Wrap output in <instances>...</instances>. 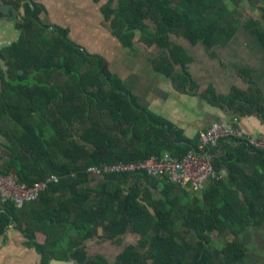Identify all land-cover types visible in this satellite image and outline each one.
<instances>
[{
	"label": "trees",
	"instance_id": "16d2710c",
	"mask_svg": "<svg viewBox=\"0 0 264 264\" xmlns=\"http://www.w3.org/2000/svg\"><path fill=\"white\" fill-rule=\"evenodd\" d=\"M10 4L17 11L12 14L21 34L3 51L9 78L0 93V135L7 139L8 156H0V171L16 173L27 185L52 174L59 181L23 207L13 202L0 205V234L12 223L21 226L28 244L41 254L38 264H50L54 258L77 264L242 260L245 248L238 236L262 212L240 196L238 177L243 170H237L235 155L228 152L223 160L212 159L217 169H228L229 178L210 186L225 190L207 207L179 195L180 188L167 177L123 173L93 181L88 166L143 160L166 151L182 157L196 141L168 120L139 108L99 55L72 41L65 28L42 21L41 5L30 0ZM100 11L122 44L133 47L138 34V41L154 45L159 51L150 57L154 67L180 82L185 80L174 68L181 62L180 48L171 34L206 45L230 36V23L222 17L223 0H107ZM260 37L264 42V30ZM239 98L243 97L233 96ZM257 114L264 122L261 109ZM223 142L228 141L219 143ZM232 144L238 151L247 150ZM160 184L163 188L156 196L153 191ZM181 218L195 233V243L177 227ZM226 229L235 239L217 246L214 234ZM38 231L45 233L44 243L37 241ZM130 232L140 236L138 244L127 246L112 260L86 251L89 239H118Z\"/></svg>",
	"mask_w": 264,
	"mask_h": 264
},
{
	"label": "crops",
	"instance_id": "0c3cea01",
	"mask_svg": "<svg viewBox=\"0 0 264 264\" xmlns=\"http://www.w3.org/2000/svg\"><path fill=\"white\" fill-rule=\"evenodd\" d=\"M10 1L14 0H0V8L10 4ZM30 1L43 7L42 21L65 28L72 41L87 52L99 55L107 70L139 108L168 120L193 142L198 139V133L213 121L231 125L234 119L248 135L264 137V122L257 114V109L264 113V42L260 37L264 30V1L223 0L226 11L222 17L230 23L227 29L230 36H220L210 45L191 42L181 35H170L180 48L178 55L181 62L176 63L174 68L184 82L168 77L154 67L150 57L159 51L154 45L146 46L138 41V34L133 47L122 44L112 34L100 11L107 0ZM12 13L0 11V93L9 78L3 51L21 34ZM234 95L243 98L234 100ZM6 143L7 139L0 135L2 157L8 156ZM237 147L228 141L210 149L212 159L217 161L223 160L228 152L235 155L237 170H243L238 177L243 186L240 196H246L259 205L262 212L239 234L245 256L235 264H264V156L248 149L238 151ZM223 168L228 171L224 166L218 169ZM228 178L229 171L223 181L227 183ZM211 185L212 182L207 183L202 192L180 188L178 194L189 197L192 204L207 207L214 197L225 190L218 187L212 189ZM162 188L163 184H160L153 194L160 195ZM176 225L189 241L194 242L189 234H194L197 241L195 233L184 225V218L179 219ZM36 238L44 243L46 235L38 231ZM139 238L132 232L118 239L94 237L86 242V251L88 254L100 253L112 260L127 246L137 245ZM215 238H220V241ZM234 239L230 229L221 235L214 234L216 243L223 244ZM40 259L41 254L28 244L21 226L12 223L5 234H0V264H38Z\"/></svg>",
	"mask_w": 264,
	"mask_h": 264
},
{
	"label": "built area",
	"instance_id": "2783aa9c",
	"mask_svg": "<svg viewBox=\"0 0 264 264\" xmlns=\"http://www.w3.org/2000/svg\"><path fill=\"white\" fill-rule=\"evenodd\" d=\"M197 137L195 146L182 157L166 151L160 156L153 155L143 160L91 165L86 171L93 181L103 180L111 174L145 173L160 179L167 177L183 190L202 192L207 183L223 181L228 175L226 169H217L212 162L210 149L217 147L220 141H230L252 151L264 152V137L248 135L236 119L231 125L213 121ZM58 181L59 177L52 174L44 180L27 185L19 181L16 173L4 174L0 171V205L13 202L17 207H23L36 201L50 183Z\"/></svg>",
	"mask_w": 264,
	"mask_h": 264
},
{
	"label": "water",
	"instance_id": "95a60500",
	"mask_svg": "<svg viewBox=\"0 0 264 264\" xmlns=\"http://www.w3.org/2000/svg\"><path fill=\"white\" fill-rule=\"evenodd\" d=\"M0 11L4 13H9L12 11L14 14L16 13V9L12 4H5L0 8ZM50 264H77L74 260L69 259V260H62V259H52Z\"/></svg>",
	"mask_w": 264,
	"mask_h": 264
},
{
	"label": "rangeland",
	"instance_id": "374dc122",
	"mask_svg": "<svg viewBox=\"0 0 264 264\" xmlns=\"http://www.w3.org/2000/svg\"><path fill=\"white\" fill-rule=\"evenodd\" d=\"M188 237H189L192 241L195 242L194 234H189ZM215 239L218 240V241H220V238H215ZM217 244H218L217 246H219L220 244H222V242H219V243H217Z\"/></svg>",
	"mask_w": 264,
	"mask_h": 264
}]
</instances>
